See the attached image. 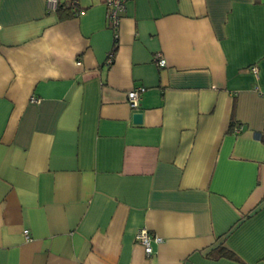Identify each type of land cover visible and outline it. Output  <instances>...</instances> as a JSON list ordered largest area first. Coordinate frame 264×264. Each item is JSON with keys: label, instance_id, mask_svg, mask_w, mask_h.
Masks as SVG:
<instances>
[{"label": "crops", "instance_id": "crops-1", "mask_svg": "<svg viewBox=\"0 0 264 264\" xmlns=\"http://www.w3.org/2000/svg\"><path fill=\"white\" fill-rule=\"evenodd\" d=\"M61 4L0 0V264H264V0Z\"/></svg>", "mask_w": 264, "mask_h": 264}, {"label": "built area", "instance_id": "built-area-1", "mask_svg": "<svg viewBox=\"0 0 264 264\" xmlns=\"http://www.w3.org/2000/svg\"><path fill=\"white\" fill-rule=\"evenodd\" d=\"M105 3L109 9V21L111 22L113 28L116 30L120 23V17L126 12L128 0H105ZM61 5V0H46V9L49 13H55L58 11ZM108 63H113V53L108 57ZM78 66H81L82 63L78 62ZM157 64L160 68L166 67V61L163 58H158ZM254 73H257V69H253ZM144 89L131 91L127 95L128 105L132 110H138L140 107L141 93L144 92ZM33 102L38 100L32 99ZM237 133L240 130H236ZM24 235L27 240H30V234L26 230ZM137 241L144 247L146 255L151 257L153 255V244H160L162 240L158 237H152L146 229L141 230L137 234Z\"/></svg>", "mask_w": 264, "mask_h": 264}, {"label": "trees", "instance_id": "trees-1", "mask_svg": "<svg viewBox=\"0 0 264 264\" xmlns=\"http://www.w3.org/2000/svg\"><path fill=\"white\" fill-rule=\"evenodd\" d=\"M63 9L69 11L71 13L70 15H72V17L76 16L77 13L79 12L77 4H73L71 6L70 5L69 6H66V5L63 6L61 4L57 12H60ZM217 255H218V258L224 257V258H228V259H231V260H237V261L239 260V258L236 256V254L233 251H231L230 249H228V248H220L218 250Z\"/></svg>", "mask_w": 264, "mask_h": 264}, {"label": "water", "instance_id": "water-1", "mask_svg": "<svg viewBox=\"0 0 264 264\" xmlns=\"http://www.w3.org/2000/svg\"><path fill=\"white\" fill-rule=\"evenodd\" d=\"M134 122L136 124H140L142 122V115H140V114L135 115L134 116Z\"/></svg>", "mask_w": 264, "mask_h": 264}]
</instances>
